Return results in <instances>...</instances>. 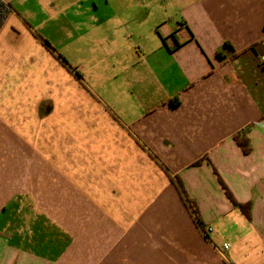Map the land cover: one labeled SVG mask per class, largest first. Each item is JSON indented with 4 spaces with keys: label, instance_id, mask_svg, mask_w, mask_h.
Masks as SVG:
<instances>
[{
    "label": "crops",
    "instance_id": "1",
    "mask_svg": "<svg viewBox=\"0 0 264 264\" xmlns=\"http://www.w3.org/2000/svg\"><path fill=\"white\" fill-rule=\"evenodd\" d=\"M2 1L0 264H264V0ZM43 52L66 73L94 67L92 85L79 80L106 123L163 168L149 200L148 185L86 168L84 154L37 195L40 169L21 163L43 160L50 176L52 156L20 146Z\"/></svg>",
    "mask_w": 264,
    "mask_h": 264
},
{
    "label": "rangeland",
    "instance_id": "2",
    "mask_svg": "<svg viewBox=\"0 0 264 264\" xmlns=\"http://www.w3.org/2000/svg\"><path fill=\"white\" fill-rule=\"evenodd\" d=\"M47 55L45 52L37 53L36 58L38 63L36 65V120L29 121L27 128L21 130L23 136L31 143V146L25 144L20 146L22 154L37 152L40 155L49 153L52 156V161H49L52 169L50 176H43L46 165L43 160L39 161L37 166L28 165V162L21 163V168L40 169L39 178L31 177L29 181L40 191L37 195L43 200L44 177L54 189L65 184L59 175L60 165L68 166L70 163H78L75 156L84 154L89 157H85L86 161H80V163L86 168L87 166L89 168L112 166L110 168H116L117 171H122V174H129L125 177L126 180L130 181L133 190L142 186V193L145 185H148L146 195L149 200L152 197V188L155 190L160 183L157 171L159 168L163 169L162 166L148 155L142 146L135 144L134 140L127 143L122 134L118 133L121 129L109 127L106 122L107 120L113 122V118L108 117L102 108L103 105L88 93L73 72V74L71 71L66 73L62 65L54 59L49 62ZM74 68L80 71L81 76L84 75L85 84L92 85L94 67L90 63L87 66L74 65ZM135 84L139 85V82ZM148 88L147 93L157 91L154 83ZM40 90L43 92L40 93ZM133 92L134 96H131L130 103L133 100L140 101L138 92ZM99 97L110 109L116 105L120 108L129 106V102H125L123 96L110 99L106 96ZM117 99H119L118 103ZM150 100L154 99L147 97V103H150ZM114 101L117 104L113 103ZM66 154L70 156L68 160L65 158ZM98 158L100 159L97 160Z\"/></svg>",
    "mask_w": 264,
    "mask_h": 264
},
{
    "label": "trees",
    "instance_id": "3",
    "mask_svg": "<svg viewBox=\"0 0 264 264\" xmlns=\"http://www.w3.org/2000/svg\"><path fill=\"white\" fill-rule=\"evenodd\" d=\"M11 11H12V7H11V5H10L9 3H5V2H3L2 0H0V30H1L2 26L4 25L6 19H7L8 16L10 15ZM46 43H47V42H46ZM47 44H48V43H47ZM224 50H225V51H226V50H231V51H233V48H232L229 44H227V43L223 44V46L221 47V49H219V51H218V56H219L221 59H224V56L222 55V51H224ZM62 60H63L64 63H66V61H65L63 58H62ZM66 64H67V63H66ZM68 67H69V69H72V70H73V72L75 73V75H76V77L78 78V80L82 78V76H81V74H80L79 71L75 70L74 68H72V67L69 66V65H68ZM179 184H180L181 188L183 189L184 193H186V192H185V189H184V186H183V183L181 182V180H179ZM188 201H189V203H190V205H191V207H192V209H193V213H194L195 216L197 217V220H198V219L200 220V215H199V210H198L197 205H196L195 202H194L193 200H191V199H188Z\"/></svg>",
    "mask_w": 264,
    "mask_h": 264
},
{
    "label": "built area",
    "instance_id": "4",
    "mask_svg": "<svg viewBox=\"0 0 264 264\" xmlns=\"http://www.w3.org/2000/svg\"><path fill=\"white\" fill-rule=\"evenodd\" d=\"M263 59H264V58H263ZM211 230H212V229L210 228L209 231H211ZM230 247H231V245L228 244V243H226V244L223 245V250H224V251H227V250L230 249Z\"/></svg>",
    "mask_w": 264,
    "mask_h": 264
}]
</instances>
